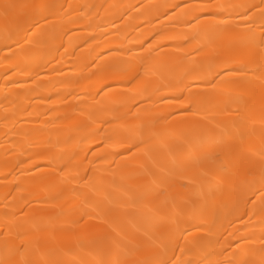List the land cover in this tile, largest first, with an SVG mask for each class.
I'll return each mask as SVG.
<instances>
[{
	"label": "bare ground",
	"instance_id": "1",
	"mask_svg": "<svg viewBox=\"0 0 264 264\" xmlns=\"http://www.w3.org/2000/svg\"><path fill=\"white\" fill-rule=\"evenodd\" d=\"M0 264H264V0H0Z\"/></svg>",
	"mask_w": 264,
	"mask_h": 264
}]
</instances>
